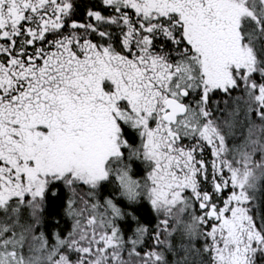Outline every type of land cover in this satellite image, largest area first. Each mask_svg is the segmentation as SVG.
<instances>
[{"label": "snow or ice", "instance_id": "1", "mask_svg": "<svg viewBox=\"0 0 264 264\" xmlns=\"http://www.w3.org/2000/svg\"><path fill=\"white\" fill-rule=\"evenodd\" d=\"M0 264H264V0H0Z\"/></svg>", "mask_w": 264, "mask_h": 264}]
</instances>
